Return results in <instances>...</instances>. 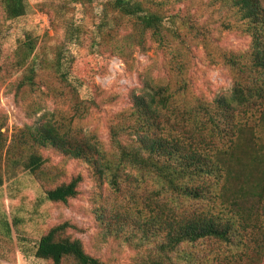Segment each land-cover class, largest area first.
<instances>
[{
    "label": "trees",
    "instance_id": "trees-1",
    "mask_svg": "<svg viewBox=\"0 0 264 264\" xmlns=\"http://www.w3.org/2000/svg\"><path fill=\"white\" fill-rule=\"evenodd\" d=\"M94 0H87L93 2ZM236 15L227 29L241 30L251 40L247 52L218 55L211 31L190 14L182 26L200 39L208 56L229 66L233 74L228 94L212 100H187V67L191 46L182 29L168 25L176 15L164 0H106L113 25L93 52L128 60L150 42L171 52L176 85L147 83L134 93L132 105L110 125L109 148L72 133L59 121L26 125L10 140L0 130V188L21 172L30 174L44 191L43 200L67 204L81 193L84 173L67 175L44 150L81 160L100 184L107 180L115 193L123 191L132 172L138 182L154 188L139 195L123 212L96 209L108 237L124 239L137 250L135 264H262L264 261V0H222ZM27 13V0H0V36L7 23ZM116 27V28H115ZM115 28V29H114ZM36 39L27 35L16 50L19 66H27L19 86L38 88V69L31 59ZM55 75V97L70 102L77 117L96 107L78 96L79 85L60 57L47 63ZM179 78V80H178ZM178 84V85H177ZM76 93V94H75ZM65 177V179H63ZM123 206V205H122ZM121 206V207H122ZM12 232L9 223L5 225ZM65 220L51 226L25 254L53 264H106L87 252Z\"/></svg>",
    "mask_w": 264,
    "mask_h": 264
},
{
    "label": "rangeland",
    "instance_id": "rangeland-1",
    "mask_svg": "<svg viewBox=\"0 0 264 264\" xmlns=\"http://www.w3.org/2000/svg\"><path fill=\"white\" fill-rule=\"evenodd\" d=\"M164 1L169 13L176 15L174 22L167 20L168 25L182 29L192 49L187 67V100L190 103L195 99L209 101L228 94L233 83L231 69L220 58L213 60L208 56L200 39H192L188 29L182 26V17L190 14L202 26L209 27L211 47L218 55L221 51L250 49L248 35L226 28L227 23H236V15L222 0ZM105 3L106 0H27V13L7 23L0 36V130L8 140L26 125L51 120L67 124L75 135L109 148L110 125L130 109L134 93L144 92L147 83L176 85L177 80L170 72L171 52L154 42H150L148 51L137 50L128 60L115 55L108 45L97 60L93 41L104 38L109 31L107 25L112 26L114 21L113 11ZM28 34L36 39L31 57L38 69L36 90L19 86L28 65L19 66L16 50ZM57 57L72 79L80 84L78 96L96 102L97 106L84 117H77L70 102L53 94L52 90L59 86L47 63ZM44 154L66 170L68 176L84 173L81 193L67 204L54 203L42 201V186L26 172L6 181L0 188V264H53L31 253L25 254L23 245L33 247L51 226L65 220L78 226L72 233L83 240L90 254L106 264H135V247L124 239L108 237L106 225L99 221L96 209L124 213V205L134 203V192L138 195L136 200L141 202L139 195L152 190L154 185L149 180L138 182L137 172H132L123 191L115 193L107 180L101 184L95 181L83 161L68 159L52 149L44 150ZM8 223L12 226L11 233L5 227Z\"/></svg>",
    "mask_w": 264,
    "mask_h": 264
}]
</instances>
